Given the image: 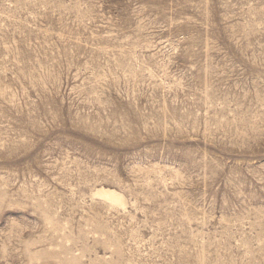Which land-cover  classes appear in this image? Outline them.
Here are the masks:
<instances>
[{"label": "rangeland", "instance_id": "1", "mask_svg": "<svg viewBox=\"0 0 264 264\" xmlns=\"http://www.w3.org/2000/svg\"><path fill=\"white\" fill-rule=\"evenodd\" d=\"M0 264H264V0H0Z\"/></svg>", "mask_w": 264, "mask_h": 264}, {"label": "bare ground", "instance_id": "2", "mask_svg": "<svg viewBox=\"0 0 264 264\" xmlns=\"http://www.w3.org/2000/svg\"><path fill=\"white\" fill-rule=\"evenodd\" d=\"M96 195L110 201L112 204L123 205V198L120 193L112 189L99 188L96 191Z\"/></svg>", "mask_w": 264, "mask_h": 264}]
</instances>
